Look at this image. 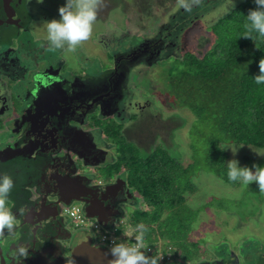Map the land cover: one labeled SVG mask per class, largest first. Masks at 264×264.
Instances as JSON below:
<instances>
[{"label": "flooded vegetation", "instance_id": "flooded-vegetation-1", "mask_svg": "<svg viewBox=\"0 0 264 264\" xmlns=\"http://www.w3.org/2000/svg\"><path fill=\"white\" fill-rule=\"evenodd\" d=\"M28 2L0 0V133L6 137L0 145V175L13 179L8 203L16 217L13 230L0 232V264H48L61 258L68 263L81 237L77 233L86 234L66 208L77 205L84 212L90 203L111 223L139 204L123 177L99 178L101 168L115 160L116 145L104 138L98 121L114 120L124 126L125 136L129 133L128 125L142 116L148 102L125 113L127 74L139 62L158 63L162 50L175 43L160 31L127 54H114L102 73L83 71L78 59L79 67L73 68L60 57L67 46L52 50L47 33L34 36ZM173 34L168 38L175 40ZM116 179L121 183L109 188L101 206L95 204L98 187L93 186L105 188ZM88 227L94 239L102 231L95 220Z\"/></svg>", "mask_w": 264, "mask_h": 264}, {"label": "rangeland", "instance_id": "rangeland-1", "mask_svg": "<svg viewBox=\"0 0 264 264\" xmlns=\"http://www.w3.org/2000/svg\"><path fill=\"white\" fill-rule=\"evenodd\" d=\"M240 1L222 0L218 4V0H199L190 12H186L180 7V0H102L89 39L78 44L74 51L61 53L60 57L68 60L73 68L79 67L75 62L78 59L83 64V71L102 73L116 59L114 54H127L136 44L162 31L166 41L172 40L175 46L164 48L158 63L146 65L139 62L135 65H139L138 68L132 67L127 74L128 92L123 101L125 113L128 116L135 113V105L139 102L142 106L147 102L148 105L140 112L142 116L137 115L135 122L128 125L129 133L126 135L144 151H149L152 145L161 144L170 150L172 157L186 165L192 162L189 148L192 140L188 135L197 119L189 110L178 108L167 94L164 68L170 63L176 64L186 52L199 56L210 49L213 41L210 25ZM63 3L64 0H29L28 6L34 15V36L47 33L46 21L59 18L57 8ZM221 4L223 6L218 8ZM161 25H164L163 28ZM181 31L184 39L180 45L178 34ZM172 33L174 38L176 36L175 40L167 36H172ZM98 122L99 126L104 122L116 124L110 119ZM5 139L0 133V145ZM196 141L198 154L204 156L205 148L201 146V140ZM233 146L238 147L235 153ZM222 147H225L228 161L236 159L239 166L250 169L253 164L264 166L262 149L233 143L222 144ZM193 183L196 191L186 193L185 199L199 215L190 240L201 238L204 245L200 246L198 259L190 264H216L218 261L215 258L230 260L232 253L235 257L233 263L264 264V190L258 189L255 182L248 187L240 182V187L234 188L207 172H200L193 178ZM126 220L127 214L124 216ZM128 228L125 233L130 235ZM76 236L82 239V234L77 233ZM115 240L121 242V238ZM219 264H222L221 260Z\"/></svg>", "mask_w": 264, "mask_h": 264}, {"label": "trees", "instance_id": "trees-1", "mask_svg": "<svg viewBox=\"0 0 264 264\" xmlns=\"http://www.w3.org/2000/svg\"><path fill=\"white\" fill-rule=\"evenodd\" d=\"M256 7L254 0H241L210 25V49L199 56L186 52L174 60H178L176 64L164 68L167 94L178 108L189 110L197 119L188 135L191 163L182 164L161 144L142 150L115 123L100 126L104 138L116 146L115 160L101 168L99 177H123L140 204L129 210L125 224L114 229V236L130 245L135 238L134 234L125 235L126 228L131 232L143 223L148 229L144 243L152 250L151 256L159 252L168 255L169 264L193 263L204 245L201 238L190 240L199 215L185 199L186 193L196 191L193 178L207 172L240 187L239 180L228 179V154L222 144L264 150V84L253 79L259 73L258 61L264 58V37L249 32L245 19ZM198 139L205 148L204 156L198 154ZM233 258L232 253L230 260L215 259L216 264L219 260L236 264Z\"/></svg>", "mask_w": 264, "mask_h": 264}, {"label": "clouds", "instance_id": "clouds-1", "mask_svg": "<svg viewBox=\"0 0 264 264\" xmlns=\"http://www.w3.org/2000/svg\"><path fill=\"white\" fill-rule=\"evenodd\" d=\"M101 2L102 0H64V3L57 8L59 18L46 21L47 41L50 48L52 50H57L67 46L69 50H75L78 44L87 41L92 33L93 24L97 18V11ZM198 3L199 0H180V7L186 12H190L192 7ZM254 3L257 7L250 9L245 16L246 27L249 32H255L260 37H264V0H254ZM258 69L259 73L255 75L253 79L257 84H264V58L258 61ZM237 148L238 147H235L234 152L231 151L235 153ZM226 164L228 169L227 176L230 181L239 180L244 187H248L249 184L255 182L258 189L264 190V166L257 167L253 164L250 169L247 166H239L236 159L229 160ZM12 188L13 179L6 174L0 175V232H3L5 229L11 231L14 228L16 217L12 213L8 203V196ZM72 207L78 208L77 205H74L69 206L66 210ZM81 214L86 223L82 231L86 235L92 236L89 230H91L93 226H91V228L88 227L89 222L92 220L87 219L84 212H81ZM125 222L124 217L116 221L115 226L108 229L112 231V234L107 233L106 229L103 228H101V232L115 239L114 229L120 224H125ZM147 231L148 229L143 223H138L129 233L130 235L134 234L136 242L134 241L129 245L123 241L116 242L115 240L109 249V254L112 257L111 264H159L160 262L169 264L171 261L170 256L163 255L160 252L157 256H151L152 250L151 253H147L146 250L148 247L144 243V237ZM125 235L128 237L130 236L126 233ZM94 237H96L95 243L99 244V234ZM161 258L162 260L160 261Z\"/></svg>", "mask_w": 264, "mask_h": 264}, {"label": "water", "instance_id": "water-1", "mask_svg": "<svg viewBox=\"0 0 264 264\" xmlns=\"http://www.w3.org/2000/svg\"><path fill=\"white\" fill-rule=\"evenodd\" d=\"M129 140L137 144L131 139ZM82 179L86 180L87 182L89 181V178L86 177H82ZM120 183V179H116V183L110 186H106L105 188H102L100 186H93L94 188L98 187L97 190L93 191L95 204L99 203L101 206L104 194L109 192L110 187L115 188ZM94 209V205H91L90 203L88 206L85 207L84 214L87 219L97 221V223H99V225L103 229H106L108 225H110V229L115 226L116 222L110 223V221L105 220V218H103V210H101L102 214L100 213V215L98 213H95L93 211ZM118 213V210L114 211L113 216L115 217L116 215H118ZM106 232L112 234V231L110 230L106 229ZM95 242L96 241L93 236L86 235L82 239H80L77 244L71 249L68 263H66L64 258H61L59 260L50 261L48 262V264H111L112 257L109 254L110 247H105L101 244H96Z\"/></svg>", "mask_w": 264, "mask_h": 264}, {"label": "built area", "instance_id": "built-area-1", "mask_svg": "<svg viewBox=\"0 0 264 264\" xmlns=\"http://www.w3.org/2000/svg\"><path fill=\"white\" fill-rule=\"evenodd\" d=\"M67 214H69L72 218V221L74 223V225L76 227H82L85 226V219L82 216L79 208L76 207H72L66 210ZM95 230V229H94ZM115 242L114 238H111L108 234L104 233H99V237H98V243L103 245V246H108L111 247V244ZM147 253H151V249L147 248ZM162 260V258L160 259V261ZM159 264H163L162 262H160Z\"/></svg>", "mask_w": 264, "mask_h": 264}, {"label": "bare ground", "instance_id": "bare-ground-1", "mask_svg": "<svg viewBox=\"0 0 264 264\" xmlns=\"http://www.w3.org/2000/svg\"><path fill=\"white\" fill-rule=\"evenodd\" d=\"M142 189V188H141Z\"/></svg>", "mask_w": 264, "mask_h": 264}]
</instances>
